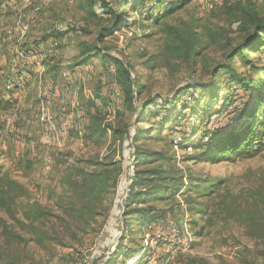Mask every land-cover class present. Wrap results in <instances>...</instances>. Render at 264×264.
<instances>
[{"label":"rangeland","instance_id":"obj_1","mask_svg":"<svg viewBox=\"0 0 264 264\" xmlns=\"http://www.w3.org/2000/svg\"><path fill=\"white\" fill-rule=\"evenodd\" d=\"M103 1L122 21L76 63L102 0H0V264H264V29L229 55L264 0ZM109 54L133 66L132 105Z\"/></svg>","mask_w":264,"mask_h":264},{"label":"trees","instance_id":"obj_2","mask_svg":"<svg viewBox=\"0 0 264 264\" xmlns=\"http://www.w3.org/2000/svg\"><path fill=\"white\" fill-rule=\"evenodd\" d=\"M88 6H92L96 0H85ZM118 5L120 6L121 3L120 0H116ZM159 1V0H158ZM186 1V0H183ZM181 1V2H183ZM180 2L174 1L171 5H173L171 8H174L177 4ZM169 5V6H171ZM101 8H102V13L105 15V23L102 24L101 26H99L98 30H97V35L95 38V41L93 42V44H89L85 41H81L79 43V58H78V62L76 63H84L87 62L91 56L93 55L92 53H96V52H101L102 51V47L100 45L101 40H103V38H105L106 36L110 35L111 33H113L119 26V24L121 23L122 19V13L120 12L117 8H112L109 5H106L105 2L102 0L101 3ZM167 6V8L169 7ZM91 10V9H90ZM90 15L94 16L95 14L93 13V11H90ZM157 19V18H156ZM108 21V22H107ZM248 22H246V24L244 26H242V31H247L251 26L252 27V31L249 32L246 35V38L244 39V41L242 42V44H239V46H235L229 55L233 56V55H237L239 53H243V51H245L247 48L250 47V45H252L253 43H260V38H259V33L263 32L264 29V19L260 18L259 15L257 13L252 14V16H249L247 19ZM247 33V32H246ZM190 40H193L192 35L189 37ZM243 55V54H242ZM100 58L102 60H108L110 61L112 64L115 65V80L117 82V84L119 85V87L122 90V93L124 95L125 98V103L128 105H132L134 103L135 100V96L139 93L138 88L136 87L135 84V77L132 73V65H130L128 62H123L121 60H119L117 57L112 56V55H102L100 56ZM74 63V64H76ZM219 69V66L213 70L216 71ZM231 77V82H234L235 84H242V86L245 87V81L241 78V76H235L233 73L230 75ZM218 83V82H217ZM192 85L194 84H188L187 86H183L184 89L186 90H181L179 92H172L171 94H169L166 97H161L158 96L157 100H159L160 102V106L162 109L165 108H170L175 102L176 100H178L179 95L184 91H188V89H190L192 87ZM249 85H246V88H249ZM156 100V98H155ZM154 99L149 100L150 102L147 103H143L138 109V113L136 114L137 117H140L141 115H144L146 112V109L150 106L155 104ZM147 105V106H145ZM100 130V129H99ZM98 130V131H99ZM133 130V131H132ZM91 131H97L92 129ZM102 133H104V130L102 128ZM139 133L137 127L135 128L134 125H132L131 127H128L126 129L125 132H123L122 135V141L123 142L125 139H128L129 141L127 142V144L129 143L130 145V152H131V158L132 161L134 159H137V146L135 145L136 142V137L137 134ZM250 133L247 134V136L242 140V143L248 141V139L250 138ZM238 136L239 133L237 134H231L229 136H227L222 142H216L215 146L213 148H211V150L209 151V160L210 161H214L218 155V153H227L230 151H236L237 150V146H236V141L238 140ZM129 137V138H128ZM129 152V151H127ZM129 152V153H130ZM151 154V153H150ZM154 154V153H152ZM156 154V153H155ZM123 156H124V152H123ZM124 158V157H123ZM132 173L134 172L133 168H131ZM128 181L125 180V183ZM133 183V184H132ZM93 184V188H94V183ZM130 182L127 183L126 188L129 187ZM134 184H136V182H131L130 184V189L134 186ZM92 188V189H93ZM107 188L105 187V190ZM129 190V188H128Z\"/></svg>","mask_w":264,"mask_h":264}]
</instances>
